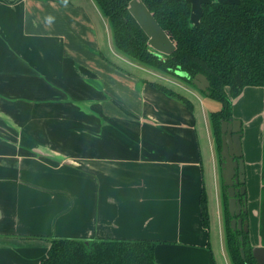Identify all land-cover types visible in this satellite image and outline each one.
Wrapping results in <instances>:
<instances>
[{
    "label": "crops",
    "instance_id": "1",
    "mask_svg": "<svg viewBox=\"0 0 264 264\" xmlns=\"http://www.w3.org/2000/svg\"><path fill=\"white\" fill-rule=\"evenodd\" d=\"M189 1L196 26L204 3L237 0ZM102 12L95 0H0V264H39L54 236L150 239L156 264H221L200 205L220 185L223 200L216 142L208 131L204 152L195 107L105 56ZM233 106L254 247L264 87Z\"/></svg>",
    "mask_w": 264,
    "mask_h": 264
},
{
    "label": "trees",
    "instance_id": "2",
    "mask_svg": "<svg viewBox=\"0 0 264 264\" xmlns=\"http://www.w3.org/2000/svg\"><path fill=\"white\" fill-rule=\"evenodd\" d=\"M95 1L109 21L115 48L123 56L192 85L197 74L203 73L208 77L211 81L209 97L222 106L210 115L217 152H220L221 120L233 117V99L247 86L264 87V0L206 2L196 26L191 24L192 3L189 0H142L176 44V50L171 54H160L153 49L149 37L129 11L131 0ZM179 72L188 76H181ZM148 82L193 109L194 104L189 97L155 80ZM262 182L260 234L264 245V166ZM222 197L231 264H258L248 234L243 241L247 247L246 256L241 254L239 233L230 226L229 197L223 183ZM200 205L202 225L210 228L211 213L206 190L202 192ZM49 239L51 246L39 264H156L158 242L155 240H83L57 236Z\"/></svg>",
    "mask_w": 264,
    "mask_h": 264
},
{
    "label": "water",
    "instance_id": "3",
    "mask_svg": "<svg viewBox=\"0 0 264 264\" xmlns=\"http://www.w3.org/2000/svg\"><path fill=\"white\" fill-rule=\"evenodd\" d=\"M129 11L136 19L138 24L144 30L149 37V42L153 49L160 54H171L176 50V44L168 35L166 30L159 24L154 16V13L148 8V6L142 0H131L129 4ZM181 76H188L185 72H179ZM193 84L197 89L210 94L209 88L211 81L208 77L199 73L192 79ZM242 122L240 119L223 120L221 124L222 131V158L223 163L222 178L225 186H228V207L231 216L232 228H244L245 231H249L250 222L248 219L243 220L241 215L242 210L248 211L247 203L242 206L240 199L236 197V189L234 183L241 181L243 183L241 187V193L246 191V168L243 158L242 147ZM236 168H239V176L235 177ZM237 216V217H236ZM239 216V217H238ZM243 242V236H240ZM252 253L258 264H264V245L254 246ZM241 254L245 257V247L242 246Z\"/></svg>",
    "mask_w": 264,
    "mask_h": 264
},
{
    "label": "rangeland",
    "instance_id": "4",
    "mask_svg": "<svg viewBox=\"0 0 264 264\" xmlns=\"http://www.w3.org/2000/svg\"><path fill=\"white\" fill-rule=\"evenodd\" d=\"M96 13V12H95ZM98 17L97 13L95 17ZM101 16V15H100ZM102 18V17H101ZM100 19L99 23L102 26V32L104 35V41L102 51L105 54V56L108 57V59H111L115 62L118 66L123 67L122 70L132 72L138 76V78H141L144 80V83H146V80L148 81H156L161 84H165L166 86L174 89L178 93H181L187 97H189L192 101L194 107H195V118H196V128L199 136V141L202 145H204V152H206V148H210V137L211 135L213 137L211 122H210V115L214 111H217L221 108L220 102L212 99L207 94L203 93L201 90L197 89L194 85L189 84L188 82H185V80L181 78H174V77H168L166 75H163L157 71H154L152 69H149L145 66L140 65L138 62L135 63L131 59L123 56L114 46V41L110 35L111 28L104 24L103 19ZM104 18V17H103ZM191 24L194 26V24L191 22ZM110 29V31H109ZM109 31V35H108ZM209 131V135H208ZM214 139V137H213ZM214 142V141H213ZM208 172V171H207ZM219 185L221 184V178L220 175H218ZM221 192V185L219 188ZM219 190L216 191L215 189L212 190L210 193V203H209V210H210V224L212 230V243H213V249L216 254V257L221 264H231L228 251H227V245H226V236L224 230V210H225V203L222 201L220 202V197L218 199ZM218 192V194H217ZM220 195V194H219ZM223 231V234H222ZM222 251L226 253L227 260L224 261V257L222 256ZM223 262V263H222Z\"/></svg>",
    "mask_w": 264,
    "mask_h": 264
},
{
    "label": "flooded vegetation",
    "instance_id": "5",
    "mask_svg": "<svg viewBox=\"0 0 264 264\" xmlns=\"http://www.w3.org/2000/svg\"><path fill=\"white\" fill-rule=\"evenodd\" d=\"M206 94V93H205ZM208 96H209V94H208ZM221 104V103H220ZM222 107V106H221ZM221 109V108H220ZM219 109V110H220ZM218 111V110H217ZM235 114H233V117L232 118H227V119H222L221 120V124H222V121L223 120H231V119H235V116H234ZM237 119V118H236ZM220 128H221V126H220ZM241 132H242V140H243V137H244V134H245V129H244V126L242 125V127H241ZM221 150H222V131H221V149H220V152H217L218 153V158H219V163H220V168H221V166H222V163H223V158H222V154H221ZM246 168V167H245ZM221 172H222V169H221ZM222 174V173H221ZM239 176V168H236V173H235V176H234V178L235 177H238ZM246 181H247V176H246ZM248 182V181H247ZM247 182L246 183H244L245 185H246V191H245V193H241V187H242V185H243V183H241V181L239 180V181H236L235 183H234V188L236 189V197L238 198V199H240V202H241V204H242V206L243 205H245L246 203H247V201H248V190H247ZM222 183H223V178H222ZM224 184V183H223ZM227 188H228V186H225V189H226V193L228 194V192H227ZM247 206H248V204H247ZM228 209H229V207H228ZM241 217H242V219L243 220H245V219H248L249 220V216H250V214H249V209H248V211H246V212H244L243 210H242V212H241V215H240ZM237 217V216H236ZM239 217V216H238ZM232 216H231V218H230V226H231V228H232V224H231V220H232ZM232 230H234L235 232H238L239 234L237 235L238 236V238L240 239V236L242 235L243 236V241H244V236L246 235V234H248V236H249V244H252V242H251V238H250V227H249V231H245L244 230V228L242 227L241 229L240 228H238V225H236V228L234 229V228H232ZM241 240V239H240ZM241 244H242V246L243 247H245L243 244V242H242V240H241ZM242 246H241V248H242ZM241 248H240V250H241ZM246 248L247 247H245V256H246Z\"/></svg>",
    "mask_w": 264,
    "mask_h": 264
}]
</instances>
